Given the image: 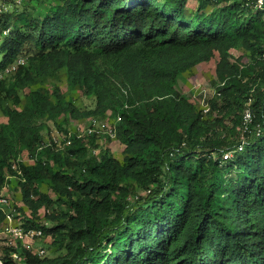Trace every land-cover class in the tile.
Listing matches in <instances>:
<instances>
[{
	"label": "trees",
	"instance_id": "16d2710c",
	"mask_svg": "<svg viewBox=\"0 0 264 264\" xmlns=\"http://www.w3.org/2000/svg\"><path fill=\"white\" fill-rule=\"evenodd\" d=\"M9 1L0 193L14 177L29 213L3 194L0 227L9 212L54 248L0 244L2 264H264V0H56L42 16ZM211 60L203 111L178 80ZM59 72L67 91L46 89ZM84 117L110 119L120 157L96 143L102 129L67 128ZM46 121L59 145L44 140Z\"/></svg>",
	"mask_w": 264,
	"mask_h": 264
},
{
	"label": "rangeland",
	"instance_id": "374dc122",
	"mask_svg": "<svg viewBox=\"0 0 264 264\" xmlns=\"http://www.w3.org/2000/svg\"><path fill=\"white\" fill-rule=\"evenodd\" d=\"M58 1L56 0H10L7 3H4L8 7L14 5L18 9H21L22 7H25L26 11L33 15L42 16L44 12L46 11L48 5L56 3ZM187 5L189 7H193L194 1L189 0ZM232 53L234 55H239L240 51L232 50ZM4 76L8 78H12L13 73L11 71H5L3 73ZM214 76V61H208L204 63H200L197 66H195L189 73L185 74L182 79L178 80V88L183 92H189L192 94V98L200 104V106L205 105V99L212 93V87L209 83V80ZM52 83L58 84L60 88L67 91V85L65 81L64 74L62 72L58 73V77L56 79H52L50 77L44 79L43 86L46 89H50ZM37 84H34L35 87ZM31 87L28 86L24 88L23 90L19 91L20 96H22V93L29 90ZM71 96L74 98V103L80 108H90L93 106V99L86 96H81L79 93L75 90L70 91ZM90 117H84L79 118L77 120H70V122L67 125V128L72 131L76 132L77 134L83 135V127L87 126L88 122L87 120ZM5 117L2 114L0 110V122L4 121ZM87 122V123H86ZM111 121L110 119H106L104 117L101 120H96L95 125L93 126V129H97L99 131H103V133L98 132L96 143L101 146L108 147L110 152L116 156H121V144L118 142V140L113 136L108 134V128L110 127ZM46 127L42 130V135L44 137L45 141H49L50 139H53L56 141V143L59 145L61 140V134L58 133L57 129L53 125L51 121L45 122ZM103 127V128H102ZM105 127V129H104ZM24 161H29L27 156L23 155ZM41 190L43 192H47L49 194L50 190L48 189L46 184H43L41 186ZM2 195H6L9 198L10 203L13 205L12 209L15 206H19L21 209H24L25 212L24 216L28 215L29 211L25 205H23L21 199H20V192L16 184V179L14 177L8 176V182L3 187L1 191ZM15 211V210H14ZM16 212V211H15ZM41 214V213H40ZM5 232V231H4ZM2 236H4L3 233H1ZM33 249H39L43 248L44 252L40 256H47L51 255L52 250L54 246L51 244V239L49 236L42 237L41 239H34L33 242L31 241V244Z\"/></svg>",
	"mask_w": 264,
	"mask_h": 264
},
{
	"label": "built area",
	"instance_id": "2783aa9c",
	"mask_svg": "<svg viewBox=\"0 0 264 264\" xmlns=\"http://www.w3.org/2000/svg\"><path fill=\"white\" fill-rule=\"evenodd\" d=\"M257 2L260 3L261 0H257ZM23 62H24L23 57H19L16 61V64H23ZM15 66L16 65L9 66L6 69V71L12 72L15 69ZM206 110H207V105L205 103V105L203 106V111H206ZM117 119H119V116H117ZM249 119H250V112L246 110L243 114V120H244L243 122H246ZM95 123H96V120L92 118L91 122L88 123L87 126L85 127V130L87 132H91L93 130V126L95 125ZM107 130H108L109 135H113V131L110 129V127ZM230 155H231L230 152H224L222 157L227 158ZM5 202H6L5 196L2 195V193H0V205H3V203ZM1 233H3L4 236H2ZM40 234L41 232L39 229L30 228V229L24 230L18 225H15L13 223L12 215L9 212H6L5 221L3 225L0 227V244H5L12 248H17L18 243L26 247H29V246L32 247V245H30L31 241L33 242V240L36 239L38 236H40ZM1 239H4V240H1ZM34 251H37L39 255H41L44 252L43 248H39L36 250L34 249ZM9 255L16 260H20V257H21L20 254L16 250H11ZM0 256H1V253H0ZM0 264H2L1 258H0Z\"/></svg>",
	"mask_w": 264,
	"mask_h": 264
}]
</instances>
